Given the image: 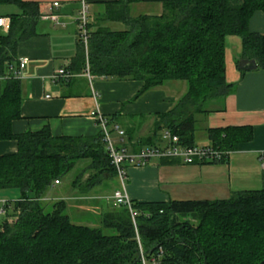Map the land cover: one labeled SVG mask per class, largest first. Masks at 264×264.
Segmentation results:
<instances>
[{"label": "trees", "instance_id": "obj_1", "mask_svg": "<svg viewBox=\"0 0 264 264\" xmlns=\"http://www.w3.org/2000/svg\"><path fill=\"white\" fill-rule=\"evenodd\" d=\"M141 1L106 2L100 22L88 24L87 57L80 43L83 51L75 62L83 72L88 65L92 76L142 82L134 98L169 82L184 85L173 106L155 114L151 134L132 150L160 145L162 129L177 135L183 146L195 145V115L222 110L218 105L232 88L225 78V38L240 37L243 56L264 69V35L249 29L253 13H264V0H160V14L132 17L130 6ZM9 4L18 11L8 15L10 28L0 33V141L15 140L17 148L0 155V198L11 191L15 196L7 199L8 214L0 216V264H142L126 206L105 211L102 227L92 228L71 221L65 200L42 201L78 160H89L71 184L79 195L116 178V169L101 131L89 137L53 136L47 127L12 131L23 101L13 72L16 46L37 34L42 14L34 1L0 0ZM108 22L125 28L110 29ZM106 121L109 127L118 125L112 117ZM124 131L132 140L134 130ZM205 132L211 145L229 152L252 138L246 126ZM132 209L147 264L264 261V187L223 200L132 201Z\"/></svg>", "mask_w": 264, "mask_h": 264}, {"label": "crops", "instance_id": "obj_2", "mask_svg": "<svg viewBox=\"0 0 264 264\" xmlns=\"http://www.w3.org/2000/svg\"><path fill=\"white\" fill-rule=\"evenodd\" d=\"M24 1L37 2L42 16L54 14L59 23L41 17L37 34L16 46L17 66L20 58L25 57L28 62L19 78L23 93L21 118L12 122V131L23 133L47 127L53 136H94L100 129L88 113L97 107L103 117H112L121 130H134L132 140L125 145L132 151L139 140L151 134L155 114L168 111L184 92V85L169 83L134 98L142 87L140 81L97 76L89 81L80 69L81 62H75L83 51L76 27L82 0ZM85 1L89 22L97 23L105 15V3L115 0ZM0 6H11L0 9L2 17L18 11L15 5ZM161 10L160 0H143L132 4L129 13L136 17L157 15ZM105 26L113 30L125 28L119 22H108ZM249 29L264 35V13H253ZM251 59L243 56L240 37L225 38V78L232 88L218 105L224 107L222 110L195 115L196 125L200 124L203 131V135H195V144H211L206 136L207 128L246 126L252 129V138L240 143L221 163L184 164L177 159H152L146 166L128 165L125 192L132 201L223 200L234 192L264 187V169L259 162V155L264 152V69L257 66L245 70L238 66ZM60 68L72 72V78L59 83L52 81V75ZM92 90L98 92L97 99L92 97ZM139 131L143 134L139 135ZM16 148L15 140L0 141V155L14 152ZM49 191L43 201L49 199ZM91 195V191L73 195V209L87 211L90 207L101 217L112 208L106 201L99 202L98 206ZM69 197L66 193H56L50 199L66 201ZM91 198L93 202H89Z\"/></svg>", "mask_w": 264, "mask_h": 264}, {"label": "built area", "instance_id": "obj_3", "mask_svg": "<svg viewBox=\"0 0 264 264\" xmlns=\"http://www.w3.org/2000/svg\"><path fill=\"white\" fill-rule=\"evenodd\" d=\"M58 3H54V6H57ZM43 19H49L54 21L55 23H59L58 18L54 14H47L42 16ZM11 20L9 17L0 16V30L2 33H6L10 28ZM88 4L85 0L81 1V7L79 13L76 17V27L77 34L80 43L84 48L85 57H87L88 51V41L90 37L91 29L88 26ZM28 59L23 57L19 59V63L17 69H15L14 75L15 77L20 78L21 70L26 66ZM88 65L84 70L85 76H87L88 80L91 81L94 76L90 75L88 72ZM73 73L67 71L64 68H60L54 72L52 75V81L54 82H65L72 78ZM98 92L92 90V97L97 99ZM89 116L96 122L101 132L104 135V141L106 144L107 151L109 153V157L111 159L112 165L116 169V177L118 179V183L120 187L115 189L112 193V200L115 206H126L130 211V216L132 220V224L136 233V239L139 247L140 258L142 264H147V260L142 252V247L137 234V226H136V212L132 209V200L128 197L125 192V181H126V168L128 165H136V166H146V164L152 159H177L184 164L194 163V162H223L227 159L229 155V151H222L218 148H215L211 144H203V145H192V146H183L179 143V138L177 135L171 133L168 129H162L160 131V138L162 144L160 145H146L141 147L136 151H131L125 146H116L115 142L111 138L110 130L108 129V124L106 118L103 117L100 110L95 107L93 108ZM113 131L119 137V144L124 143L125 133L123 130L118 127V125L112 126ZM127 143V142H125ZM259 162L262 169H264V152H261L259 155ZM54 184H59L58 180L54 181ZM6 198H0V216L5 217L8 214V211L11 209L10 205H8ZM161 248H159V253L157 258L160 256ZM157 258H153L151 261L153 263L157 260Z\"/></svg>", "mask_w": 264, "mask_h": 264}, {"label": "rangeland", "instance_id": "obj_4", "mask_svg": "<svg viewBox=\"0 0 264 264\" xmlns=\"http://www.w3.org/2000/svg\"><path fill=\"white\" fill-rule=\"evenodd\" d=\"M7 7H11V6H0V9H7ZM169 83H176V82H169ZM136 126V125H134ZM197 133L196 136L199 137L201 135H203V131L200 128V124L197 123ZM108 129L110 130V134H111V138L113 139V141L115 142V145L117 146H125L127 143H125L126 141L128 142V135L124 136V143L119 144V137L118 135L115 133V131H113L112 127H108ZM144 131H146V129H144L142 132L144 133ZM141 131L138 132V134H143ZM151 132V131H150ZM89 163V160L87 159H83V160H78L75 164V166L60 180V184L56 185L55 187H51L50 191H49V199H47V201H43L44 203H48L50 204L51 201V197L54 194H68V196H70L66 202L67 204H69L70 206L67 208L66 213L69 215L70 219L72 222L81 225H86L92 228H101V217L99 212L97 211H92L90 210V207L87 208V211H80L79 207H76L74 210L73 209V205H74V199L72 198L73 195H79L78 192L76 190H73L72 188V181L77 177V175H79L81 169H83L85 166H87ZM118 179L117 177L115 178H110V179H106L104 181L101 182V184L95 186V188L93 189V191H91V193L93 195H91V197L93 198V200L95 201V203L99 202H107L108 206H112V208L110 210H114L116 209L115 204L112 200V193L115 189H117L118 187H120V184L118 183ZM127 184V182L125 181V185ZM13 194L14 192L11 191L10 192H5L2 194L3 198L6 199H11L13 198ZM111 196V197H110ZM92 198L89 200V202H93L91 201ZM99 206V205H98ZM80 211V212H79ZM109 211V210H108ZM105 233H112V231H106Z\"/></svg>", "mask_w": 264, "mask_h": 264}, {"label": "water", "instance_id": "obj_5", "mask_svg": "<svg viewBox=\"0 0 264 264\" xmlns=\"http://www.w3.org/2000/svg\"><path fill=\"white\" fill-rule=\"evenodd\" d=\"M238 66L240 69H245V70L246 69H255L257 67L256 61L254 59L242 61ZM262 263H264V261H262L258 264H262Z\"/></svg>", "mask_w": 264, "mask_h": 264}]
</instances>
